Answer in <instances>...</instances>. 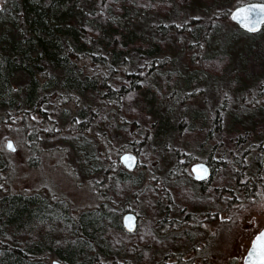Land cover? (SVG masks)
<instances>
[{"label":"rangeland","instance_id":"obj_1","mask_svg":"<svg viewBox=\"0 0 264 264\" xmlns=\"http://www.w3.org/2000/svg\"><path fill=\"white\" fill-rule=\"evenodd\" d=\"M8 1L0 0V55L4 53L3 50H9V43L14 40L20 42L21 51L29 48L32 43L31 34H25L22 25L12 23L6 9ZM255 1L264 0H238L233 8ZM95 2L96 15L93 22L102 25L97 30L93 27L87 28L89 36L97 40L100 35L105 36L106 43L118 44L119 47L122 40L127 45L125 49L132 50L130 55L134 71H138L146 60L155 58L150 59L142 54L141 49L146 50L142 28L180 22L186 16L181 13L180 17H177L180 9L188 5L194 6L192 1L189 3L185 0ZM211 8L216 9L218 6L207 4L201 11L205 18ZM196 25L201 24L199 22ZM109 26L123 30L122 34L110 37L100 32ZM223 27L222 36L212 40L206 50L205 45L197 57L192 52L180 54L183 48L180 37L156 41L161 48L158 60L162 66L154 69L151 62L146 64L143 72L145 75L141 81L142 88L125 100L122 116L124 123H113L112 127L106 130L111 138L113 135L116 138L113 139L115 143L110 144L109 154L118 151L120 158L124 152H134L131 150L134 145L137 147L136 154L139 159V166L133 170H136L133 175L135 185L123 187L121 194L116 196L120 210L126 209V212H134L139 217V244L132 249L134 253L131 252L127 246L133 238L124 236V246L116 249V252L114 249H102V253L112 254L121 264L134 262L132 254L148 252L155 243L156 231L165 233L167 230L169 234L176 233L180 249L168 248L160 261H167L168 264H244L254 234L264 228V109L258 111L255 118H252L250 109L255 106L257 99L261 108L264 106V61L258 60L257 50L251 53L246 49L247 38L244 36L239 43L234 41L235 43L230 44L226 51L228 57L211 59L212 52L220 49L222 42H227L240 28L234 22L226 23ZM198 38L200 39V35ZM207 50L210 53H207ZM45 74L52 78L53 82H57L62 76L61 70L57 68H47ZM15 77L17 79L12 80L13 87L24 91L28 78L23 73ZM173 86L176 89L172 95L177 101L171 112L169 108H164L158 103L151 105V98L161 101L171 94L168 90ZM57 93L58 87L50 88L46 92L49 95L46 96L43 110L48 111L50 115L47 117L48 121L40 127L43 135L38 134V155L28 153L23 142L25 132L0 134V159L8 161L13 169L11 186L5 185L0 189V225L5 215H8L3 204L10 202L9 190L35 200L39 194L47 210L52 208L53 202L66 201L69 206L75 208L92 205L94 194L90 195V192L93 193L90 180L98 178L105 165L104 156L102 157L104 141L95 137L96 132L103 135V124L101 122L97 125L100 130L94 127L86 134L68 131L69 121L79 110L72 111L65 107V104H61L56 99ZM88 96L89 94L82 97ZM154 107L157 116L151 113ZM231 111L241 115L243 123H231V118H235L233 113H229ZM111 112L112 110H108V113ZM195 112L199 113L195 117L204 119L194 121ZM169 114L174 116L173 121ZM41 116L35 115L36 118ZM111 119L113 120L112 116ZM167 119L174 125H168V128L171 126L168 130L163 128L164 132H160L162 123L167 125ZM42 120L40 119L41 122ZM9 139L14 142L15 151L7 149ZM259 139H262V144H258ZM174 152H177V158ZM207 161L213 164L216 172V202H210L209 194L195 192L194 186L184 176L188 170H183L177 179L167 178L176 164L179 174L181 167L184 169V164L187 169L190 164ZM143 175L148 177V182L144 184L140 181ZM246 183L253 187L248 188ZM240 185H244L245 192L239 191ZM226 187H230L239 195V202H235L228 212L220 204L225 200V195L219 196V188ZM132 196L138 197L135 203L122 201ZM192 210V214H197L200 219L202 215L206 216L207 212L216 210L217 224L215 223V227L207 225L205 228L200 223L194 227L180 229L178 233L171 232L173 230L168 227L171 221L177 220L179 224H185L181 221L183 214ZM201 210H204V213ZM116 211L120 213L119 210ZM51 218L49 214L48 220L38 222L35 228L50 233L54 228ZM228 223L232 225L226 226ZM23 233L25 236L31 234L28 230ZM55 235L58 246H68V243L75 241L68 236V230L63 225ZM7 238L8 234L3 239ZM171 238H174V235ZM18 242L21 243V239H18ZM205 258L207 259L204 260ZM53 260L57 259H51L50 264Z\"/></svg>","mask_w":264,"mask_h":264},{"label":"trees","instance_id":"obj_2","mask_svg":"<svg viewBox=\"0 0 264 264\" xmlns=\"http://www.w3.org/2000/svg\"><path fill=\"white\" fill-rule=\"evenodd\" d=\"M185 1L189 3L192 1L194 6L188 5L180 9L178 18L181 13L186 14L180 22L142 28L143 45L146 47V50L141 49L142 54L150 59L155 58L143 62L138 71L132 69L133 60L130 55L132 50L125 49L127 45L122 40L119 47L118 44L106 43L105 36L100 35L98 40L89 36L87 28L93 27L97 30L102 25L93 22L96 15L95 0L8 1L9 5L6 9L12 23L22 25L25 34H31L32 43L29 48L21 51L20 42L14 40L9 43V50L2 51L7 55L4 53L0 55V134L8 135L13 131L25 132L23 142L28 153L38 155L39 149L36 145L39 140L38 134L43 135L40 127L48 121L47 117L50 115L48 111L43 110L46 96L49 95L46 92L50 88L58 87L59 93L56 94V99L72 111L79 110L69 121L68 131L86 134L94 127L100 130L97 125L102 122L103 135L96 132L95 137L104 141L102 157L104 156L105 165L103 173L98 175V178L90 180L93 185V193L90 192V195L94 194V200L89 207L75 208L65 201L53 202L52 208L47 210L39 194L35 200L25 194L12 193L9 190L10 202L3 204L8 215H5L0 225V264H50L51 259L60 260L64 264H121L112 254L102 253V249H114L116 252V249L124 246V236L133 238L131 244L127 246L131 252L138 246L139 227L134 233L125 230L120 220L123 213L128 210H120L116 202V196L121 194L123 187L135 185L133 175L136 170L129 172L123 167L117 155L118 151L109 154L110 144L115 143L116 138L114 135L111 138L106 130L111 128L113 123H124L125 119L122 116L125 100L142 88L141 81L145 75L143 72L146 64L151 62L154 69L162 66L158 60L161 48L156 41L162 42L164 38L174 40L180 37L183 45L180 54L186 55L192 52L197 57L205 45L206 50L212 40L222 36L221 28H224V24L232 22L229 17L230 10L238 2V0ZM207 4L217 5L218 8L208 10L205 18L201 11ZM199 22L201 25H196ZM200 28L203 29L197 31ZM100 32L112 37L122 34L123 30L109 26ZM242 36L247 38L246 49L251 53L257 50L258 60L264 61V26L255 33L239 28L227 42H222L223 46L220 49L212 52L210 58L228 57L226 51L230 44L237 43ZM207 53L210 52L207 50ZM47 68L61 70L62 76L57 82L46 76ZM19 73L25 74L28 78L24 91L16 90L12 84V80L16 81L15 76ZM175 89V86L169 87L168 91L171 94L166 95L159 102L151 98V105L155 106V103H158L164 108H169L171 112L177 101L172 95ZM87 94L88 97H82ZM260 105L259 99L255 100V106L250 108L252 118L258 115V111L264 109V106L261 108ZM108 110L112 112L108 113ZM151 113L154 116L158 115L155 107ZM233 114L235 118H231V123H239L242 120L241 115ZM35 115L42 116L36 118ZM198 115L197 112L193 114L194 121L198 119L195 117ZM111 116L113 120H110ZM171 118L173 121L174 116ZM40 119H43L42 122ZM202 119L204 118L196 122ZM167 121V125L162 123L160 132H164L163 128L168 130L174 125L170 120ZM168 125L171 126L168 128ZM257 141L258 144H262V139ZM132 146L131 150L136 153L137 147ZM174 156L177 158V152H174ZM184 176L189 178L187 175ZM177 177L179 174L176 164L167 178L177 179ZM12 180L11 164L0 159V189L5 185L11 186ZM140 181L144 184L148 182V177L143 175ZM246 186L253 187L250 183H246ZM137 200L138 197L132 196L122 201L135 203ZM148 211L151 212L150 209ZM49 214L54 225L52 231L45 233L42 229H36V224L46 222ZM62 225L68 230V236L75 240L68 243V246H58L56 240L55 234ZM27 230L31 234L25 236L23 231ZM172 230L171 232L178 233L180 228H172ZM168 231L165 233L156 231L154 237L156 240L150 250L146 253L132 254L135 261L131 264H168L167 261H160L166 250L180 249V241H177L176 233L169 234ZM6 234L8 238L3 239ZM173 235L174 238H171ZM18 239H21V243Z\"/></svg>","mask_w":264,"mask_h":264},{"label":"flooded vegetation","instance_id":"obj_3","mask_svg":"<svg viewBox=\"0 0 264 264\" xmlns=\"http://www.w3.org/2000/svg\"><path fill=\"white\" fill-rule=\"evenodd\" d=\"M206 163L210 166L211 169V176L210 179H206V180H202V181H198L194 178L193 173L191 172L190 168L193 164H190V166L187 167L186 169V165H182L184 166L181 167L180 169V173L179 176L182 174V171H186L187 172V176L189 177V179H187L188 181L191 182L192 186H194V189L196 190L195 192L197 193H204L209 194L210 197V202H216L215 197L217 196V189L215 187L214 184V175L216 174L215 172V168L213 166V164L211 162H203ZM189 174V175H188ZM183 186V185H182ZM241 189L239 190L241 193H243V187L244 185H240ZM188 190H191L190 188H188ZM219 196L225 195V200L223 202H221V206L224 208V210H226L228 212V210L230 209V207H232L235 202H239V195L236 193V191H234L233 189L229 188H219ZM245 192V191H244ZM237 209V208H236ZM233 210V209H232ZM238 210V209H237ZM194 210L186 212L185 214H183V218L181 221H184L185 224H179L176 221H171L170 225H168V227H170V229L172 228H180V229H184L185 227H194L196 225H199L200 223L203 224V226L206 228V226L210 225L211 227H215V223L216 222V210H212L206 213V216L202 215L201 219L196 216L197 214H192ZM202 213H204V210H201ZM226 226H231L232 223H228L225 224ZM179 226V227H177ZM207 258H205L204 260H206Z\"/></svg>","mask_w":264,"mask_h":264},{"label":"snow or ice","instance_id":"obj_4","mask_svg":"<svg viewBox=\"0 0 264 264\" xmlns=\"http://www.w3.org/2000/svg\"><path fill=\"white\" fill-rule=\"evenodd\" d=\"M255 13V15H254ZM234 19L239 20L243 27L249 31H257L264 26V3H257L255 5H246L237 8L232 13ZM7 147L13 149V143L8 141ZM134 159L129 155H125V162L131 166V160ZM197 170L201 169V165L195 166ZM206 172V169L204 170ZM127 220H132V217H127ZM131 228V224L129 225ZM246 264H264V229L259 230L254 234L251 240V246L248 249L246 256Z\"/></svg>","mask_w":264,"mask_h":264},{"label":"water","instance_id":"obj_5","mask_svg":"<svg viewBox=\"0 0 264 264\" xmlns=\"http://www.w3.org/2000/svg\"><path fill=\"white\" fill-rule=\"evenodd\" d=\"M257 3H264L262 1H255V2H248V3H244L242 5H239L237 7H234L232 8V10H230V14H229V17H230V20L234 23H236L241 29H243L244 31H247L249 33H255V32H258L259 30L257 31H249L247 29H245L242 25V23L237 20V19H234L232 13L237 9V8H240V7H244L246 5H255ZM255 15V13H254ZM8 141H11L13 143L12 140H8ZM8 141H7V144H8ZM7 144H6V147H7ZM13 146H14V143H13ZM7 149H9L7 147ZM9 150H15V146L13 149H9ZM125 155H129L131 157H133L134 159L131 160V166H129V163L125 162L124 160V157ZM120 161L122 163V165L129 171H133L134 169H136L137 165H138V156L136 153L134 152H124L121 154L120 156ZM196 165H201L202 168L197 170L196 169ZM206 169V172L204 171ZM191 172L193 173L194 175V178L198 181H202V180H206V179H210V176H211V169H210V166L206 163H203V162H200V163H196V164H193L190 168ZM127 217H132V220H127L126 218ZM122 224H123V227L125 228L126 231L128 232H135L136 229H137V224H138V216L135 214V213H132V212H126L124 215H123V218H122ZM131 224V228H129V225ZM264 229V228H263ZM247 256V254H246ZM245 256V258H246ZM52 264H64L63 262H61L60 260H53L52 261ZM244 264H246V259H244Z\"/></svg>","mask_w":264,"mask_h":264},{"label":"bare ground","instance_id":"obj_6","mask_svg":"<svg viewBox=\"0 0 264 264\" xmlns=\"http://www.w3.org/2000/svg\"><path fill=\"white\" fill-rule=\"evenodd\" d=\"M242 4H244V3H242ZM132 213H134V212H132ZM52 264V263H51Z\"/></svg>","mask_w":264,"mask_h":264}]
</instances>
